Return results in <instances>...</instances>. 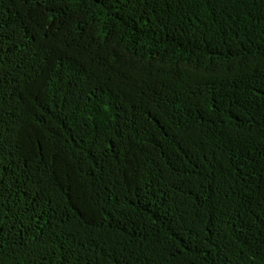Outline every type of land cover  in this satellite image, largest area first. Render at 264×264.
Instances as JSON below:
<instances>
[{"label": "trees", "instance_id": "trees-1", "mask_svg": "<svg viewBox=\"0 0 264 264\" xmlns=\"http://www.w3.org/2000/svg\"><path fill=\"white\" fill-rule=\"evenodd\" d=\"M0 264H264V0H0Z\"/></svg>", "mask_w": 264, "mask_h": 264}]
</instances>
